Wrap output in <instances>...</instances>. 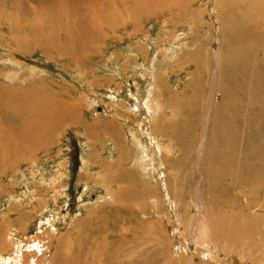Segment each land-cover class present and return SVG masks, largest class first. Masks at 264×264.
I'll return each instance as SVG.
<instances>
[{
    "label": "rangeland",
    "instance_id": "obj_1",
    "mask_svg": "<svg viewBox=\"0 0 264 264\" xmlns=\"http://www.w3.org/2000/svg\"><path fill=\"white\" fill-rule=\"evenodd\" d=\"M42 1L0 0V255L23 249L17 264H130L145 257L143 249L165 244L170 255L162 262L258 264L241 237L236 247L208 237L215 212L224 216L215 226L237 214L262 221L253 187L224 190L216 203L208 187L230 151L250 155L257 148L251 157L263 158L264 120H242L246 70L230 63L238 56L228 41L248 43L243 51L257 42L253 30L264 33V0L95 4L100 33L93 29L90 42L71 55L61 54L66 28L59 26L56 48L29 45L28 20ZM67 1H61L66 12ZM260 47L254 63L262 73ZM262 77L258 71L252 79ZM10 89L17 93L4 104ZM232 102L238 130L217 144ZM246 110L253 116L258 108ZM220 176L217 182L228 187L230 179ZM249 226L258 231L264 222Z\"/></svg>",
    "mask_w": 264,
    "mask_h": 264
},
{
    "label": "bare ground",
    "instance_id": "obj_2",
    "mask_svg": "<svg viewBox=\"0 0 264 264\" xmlns=\"http://www.w3.org/2000/svg\"><path fill=\"white\" fill-rule=\"evenodd\" d=\"M61 1L62 0H43L42 3H46V5L43 6L42 8H40L39 12H34V15H32L31 18L28 20V22H30L28 25L30 28H28L27 31H28V33H30V35H32L30 38L33 40L31 42V44H29V45L38 44L41 49H44L46 51L51 50V48L52 49L56 48L53 45L52 41L55 37L54 36L55 30H56L57 26H59L60 28H64V29L66 28V34H65V37L63 40L64 43L65 42L66 43L65 44L63 43V47L60 48L61 54L71 55V54H73L75 48L79 47L77 44H79L81 42L83 44V46L85 47L90 42V38L94 37L93 35H89V34H93V33H91V31L93 29L95 31L99 32V30L96 29L97 27L94 25L97 23V20H100V21H102V20L100 19V16H99V18L97 20H94V22H93V15H95V12H97V11L100 12V10H97L98 6L95 4L104 5V3L107 2L109 7H111L110 5H111L112 1L100 0V2H96L97 0L96 1H94V0H68L67 1L68 2L67 7H68L69 11H67V12L62 10ZM145 1L146 0H144V4L147 5V3H145ZM122 3L124 4V0ZM139 6H140V4H139ZM143 8H145V7H143ZM100 9H102V8H100ZM34 10H35V8H34ZM116 11L119 12V10H116ZM102 13L106 14L103 11H102ZM109 13L112 14V11H110ZM140 13H141V11H140ZM73 15H76L79 18L78 19L73 18V20H71V17ZM117 15L118 14L116 13V16ZM69 17H70V19H69ZM111 18L112 17L108 18V21L109 20L111 21ZM100 21H98V22H100ZM104 23H105V21H104ZM114 25H115V22H114ZM108 26H109V24H108ZM233 27L236 28V25H233ZM253 36H254V38H257V42L251 43V45L248 46L245 51H243V48L248 43L241 41V40L238 42V40H236L237 37H233V38L229 37L230 40L228 41V47L232 49L233 56L234 55L238 56L236 59L237 60L236 64L232 63V60H230V63L232 64V66L235 68H238V67H241L242 69L244 68L246 70L245 76H247L248 81L251 82V80H253V82L248 84L246 77H244V79H243V84L245 85L244 88L245 89L247 88V91H248L247 95L245 96V98H246L245 101L247 100L245 106L249 107L250 111L252 110L253 106H257L258 110H257L256 114L253 116L250 113H247V116H245L246 111H248V110H246V108H247L246 107L245 113L243 114V117H242V120L244 117L245 118L250 117V120H256L258 123H260L262 120H264V77H262L261 80H254L252 78L257 75L258 71H260V74H262V73L264 74V72L261 73L262 68H259V63H256V65L254 63L255 61H258L256 58V52H257L258 47H260L261 45H264V43L261 42L262 40L264 41V33L262 31H259V30H253ZM251 57L255 58V59H252V62H251L252 64L249 61V59ZM263 59L264 58H261V60H263ZM256 69H258V70H256ZM263 70H264V68H263ZM254 81H256L257 85L253 84ZM35 92H36V90H35ZM16 93L17 92L12 90V89L5 91V93H4V96H5L4 104H6V101H13V98L16 95ZM258 95L261 97V101H260V97ZM228 107L232 109V111L230 112L231 116H229L230 119L228 120L229 124H225L223 126V130H221L219 132L217 144H218L219 140L220 141L226 140L228 133L233 134V133H236L238 130L237 126L234 123V121H237L236 119L238 118V115H236V113H235L234 102L229 104ZM68 108H69V106H68ZM68 108H63L65 114L68 113ZM31 109H37V107H35L33 105L31 107ZM48 109L50 110L51 108L48 107ZM260 109H262V111ZM101 111H103V106H102ZM42 112H43V110H42ZM51 112H52V110H51ZM72 112H73V110H72ZM44 113L45 112H43V116L45 117ZM55 113L57 115L58 111ZM96 113L97 112L94 109L93 115H95ZM239 114H240V111H239ZM51 115L52 114H49V116H51ZM35 116H37V115H35ZM71 116H72V114L67 115V117H69V118H71ZM39 117H42V115H39ZM72 118H73V116H72ZM50 120H52V119H50ZM39 122H40V120H39ZM213 133H214V135H216V132H213ZM261 142H262V147H261L260 152H261L263 158L260 157V154L254 156V157H251L252 154H254L257 151L256 147H255L256 148L255 151L253 150L252 154H250V155H248V153L243 152V151H230L229 153L227 151L226 153H228V154L224 155L223 158H220L219 163L217 164V168H219L220 170H218L216 173L212 172L214 175H212L211 172H209L211 174L210 178H209V176L207 177V178H209V181H210V185L208 187V199L210 201H212V200H214V202L218 201L216 197L219 195V193L223 194L224 190H228V189L232 190V189H234V187H236L238 185H240V186L250 185L253 187V189H252V191H250V190L249 191L251 192L254 199L257 200V202H258V203H256V205L259 204L264 209V134L262 136ZM250 148L252 149V146ZM250 148H248V149H250ZM219 175H221L220 177L225 176V177H228L230 179V181H229L230 183L228 182V187L222 186V184H221L222 182H219V181L217 182L216 177H219ZM247 202H248V200H247ZM218 204H216V206ZM216 206L214 205V208H213L214 211L219 210V208H217ZM205 215H207V214H205ZM209 215L210 214H208L207 216H209ZM210 216H212V215H210ZM250 216H252V215H250ZM263 217H264V215H263ZM263 217L260 218L262 220L260 222L259 218L257 216L241 218V216H239V214H237L236 217L233 219V221L231 220L228 223L226 222L225 225L215 226L216 218L224 219V216H222L221 214H218V212L217 213L215 212V213H213V218H211V219H213L212 220L213 221V223H212L213 228L208 229V231H209L208 237L210 236V240H212V238L221 239L220 242L215 243L214 245L219 246L221 243L222 247L225 246V244L229 241H233V247L234 246L236 247L238 245V238L241 237L239 239V241H241V246L244 249V252H246L247 256L252 257V258H256V261L258 264H264V257H263L264 253L262 252L264 250L259 249L261 247V244L263 243V239H264V237H263L264 236V226L260 227L258 231H251L250 226H249V225H251V226L255 225L256 226L258 223L264 222ZM144 228L145 227L143 226V224L140 227L138 226V229L143 230ZM253 229H255V228H253ZM133 231H132L131 235H135V233ZM231 232H236L237 236L234 237L235 234H232ZM203 233H205V231ZM136 234H137V232H136ZM215 241H217V240H215ZM215 241H213V242H215ZM236 241H237V243H236ZM239 244H240V242H239ZM107 246H108V244H107ZM212 246H213V244H212ZM167 248H169V247H166L165 244H160L159 247L155 246L154 249H153V246L150 248H146V251L143 249L142 250L143 253H141V254L144 255L145 257L143 259L140 258L138 260L137 259H131L130 264H175V262H174L175 260L162 262L163 257H165V259H166V256L170 255L169 253H167ZM259 254L261 255L260 257L256 256ZM67 258L69 259V257H67ZM242 258H243V260L247 259L246 256H244ZM73 259L71 258L70 260H73ZM185 260H186V258H185ZM185 260L182 262V264L185 263ZM75 262H74V264H75ZM118 262L119 261H117V262L112 261V263H118ZM122 262H125V260H123ZM195 263L196 264H212L207 260L205 262L204 261L203 262L197 261Z\"/></svg>",
    "mask_w": 264,
    "mask_h": 264
},
{
    "label": "crops",
    "instance_id": "obj_3",
    "mask_svg": "<svg viewBox=\"0 0 264 264\" xmlns=\"http://www.w3.org/2000/svg\"><path fill=\"white\" fill-rule=\"evenodd\" d=\"M74 124V123H73ZM76 124V123H75ZM86 162V161H85ZM85 166V163L84 165ZM83 169H81L80 172H82ZM16 253H18L20 256H23V249L22 250H16L14 251V253L12 255H9V256H3V255H0V260L3 262V264H8L10 262H12L13 264H17L18 262L22 261V258H18L16 256Z\"/></svg>",
    "mask_w": 264,
    "mask_h": 264
},
{
    "label": "water",
    "instance_id": "obj_4",
    "mask_svg": "<svg viewBox=\"0 0 264 264\" xmlns=\"http://www.w3.org/2000/svg\"><path fill=\"white\" fill-rule=\"evenodd\" d=\"M100 109V108H99Z\"/></svg>",
    "mask_w": 264,
    "mask_h": 264
}]
</instances>
